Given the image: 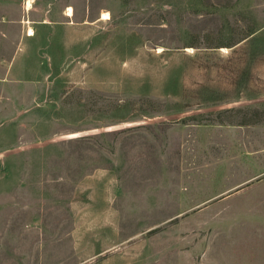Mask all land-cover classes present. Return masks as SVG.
Here are the masks:
<instances>
[{
    "label": "rangeland",
    "instance_id": "1",
    "mask_svg": "<svg viewBox=\"0 0 264 264\" xmlns=\"http://www.w3.org/2000/svg\"><path fill=\"white\" fill-rule=\"evenodd\" d=\"M0 264H264V0H0Z\"/></svg>",
    "mask_w": 264,
    "mask_h": 264
},
{
    "label": "bare ground",
    "instance_id": "2",
    "mask_svg": "<svg viewBox=\"0 0 264 264\" xmlns=\"http://www.w3.org/2000/svg\"><path fill=\"white\" fill-rule=\"evenodd\" d=\"M28 6H29V4H28ZM68 11H69V14L72 16V15H73V10H72V8H70ZM102 19H103V20H108V19H110V14H109V13H103V14H102ZM29 34H30V35H33V31H32V29L30 30Z\"/></svg>",
    "mask_w": 264,
    "mask_h": 264
},
{
    "label": "trees",
    "instance_id": "3",
    "mask_svg": "<svg viewBox=\"0 0 264 264\" xmlns=\"http://www.w3.org/2000/svg\"><path fill=\"white\" fill-rule=\"evenodd\" d=\"M251 123H243V124H239V125H249ZM253 124H256V123H253Z\"/></svg>",
    "mask_w": 264,
    "mask_h": 264
},
{
    "label": "crops",
    "instance_id": "4",
    "mask_svg": "<svg viewBox=\"0 0 264 264\" xmlns=\"http://www.w3.org/2000/svg\"><path fill=\"white\" fill-rule=\"evenodd\" d=\"M67 16L70 17L71 15L69 13H67Z\"/></svg>",
    "mask_w": 264,
    "mask_h": 264
}]
</instances>
